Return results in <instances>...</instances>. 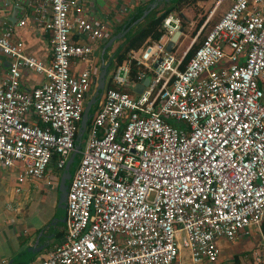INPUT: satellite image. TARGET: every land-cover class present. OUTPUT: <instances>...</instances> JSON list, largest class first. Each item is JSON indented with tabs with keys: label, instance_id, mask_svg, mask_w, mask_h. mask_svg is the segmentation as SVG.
<instances>
[{
	"label": "built area",
	"instance_id": "2783aa9c",
	"mask_svg": "<svg viewBox=\"0 0 264 264\" xmlns=\"http://www.w3.org/2000/svg\"><path fill=\"white\" fill-rule=\"evenodd\" d=\"M0 1L5 16L11 1ZM18 1L38 14H25L18 27L40 21L53 53L48 64L0 33L8 60L0 65V166L21 163L20 184L38 180L58 191L108 28L77 0ZM160 30L159 40L110 65L69 181L64 241L41 264H176L183 249L192 264H217L221 239L261 232L264 0H233L184 67L201 33L177 57L176 45L166 47L184 35L180 14L170 12ZM23 70L41 76L37 85L24 86ZM259 252L257 259L264 241Z\"/></svg>",
	"mask_w": 264,
	"mask_h": 264
},
{
	"label": "crops",
	"instance_id": "0c3cea01",
	"mask_svg": "<svg viewBox=\"0 0 264 264\" xmlns=\"http://www.w3.org/2000/svg\"><path fill=\"white\" fill-rule=\"evenodd\" d=\"M10 1L11 6L5 11V16L0 15V33L10 32V35L24 43V51L27 55L49 64L53 49L50 35L44 32L40 21L29 20L26 26L20 28L18 27L20 19L15 23L8 19L14 13V6L19 5L24 8L22 17L25 14L37 16L35 8L30 7L28 2ZM32 1L36 2L38 0ZM77 1L86 16L108 28V41L126 27L127 23L137 13V10L144 9V12L133 23L134 25L132 24L133 27L141 23L154 9L157 8L159 12H162L171 4L159 0ZM225 1L183 0L178 9L173 11L178 12L181 19L190 21L193 24L195 22L200 24L202 21V27L196 34L197 36L202 33L206 26L210 24L214 26L221 19L233 0H229L226 5ZM189 3H191V6H188ZM154 4H156L155 7L152 6ZM0 5L3 7L1 1ZM203 10L208 12V15L201 19ZM146 11L149 12L145 15ZM75 14L76 12L72 11L71 17ZM10 27H13V31H7ZM107 40L100 46L91 61V64L96 62L99 73L104 63L111 65L110 59L114 57V52L121 41H116L111 48L106 50L107 55H105L106 52H103ZM0 65L4 68L8 67V60L1 54ZM79 68H85V65L76 67V70ZM40 78L41 76L37 73L23 70V84L26 88L37 85ZM21 171V163H17L9 169L0 166V264H41V261L65 238V223L55 227L52 225L58 206V191L47 188L43 181L38 180H28L20 184L18 177ZM263 241L262 231L259 234L253 231L251 235L241 237L235 241L221 239L218 243L220 255L217 264H264V256L257 259L256 254V250L261 249ZM36 244L38 247L42 246L43 249L28 262H24L22 258H17L27 248ZM252 252L254 255L256 254V257H251ZM189 255V251L183 249L176 264H192Z\"/></svg>",
	"mask_w": 264,
	"mask_h": 264
},
{
	"label": "water",
	"instance_id": "95a60500",
	"mask_svg": "<svg viewBox=\"0 0 264 264\" xmlns=\"http://www.w3.org/2000/svg\"><path fill=\"white\" fill-rule=\"evenodd\" d=\"M159 1H164V2H175L177 0H159ZM153 7L156 6V4L152 5ZM14 13L8 17V19L12 22L15 23L17 20L21 19L23 13H24V8L17 5L13 7ZM149 11L145 12V15ZM144 15V16H145ZM144 18V17H143ZM141 20V19H140ZM134 25V24H133ZM131 25L128 28H124L120 33L114 35L109 39V41L106 43L104 46V53L106 52L107 49L111 48L113 44L116 41L121 40L126 36V34L130 31ZM182 31L177 32L175 35L172 36L171 40L169 41L167 45V51H172L174 46L176 45V42L179 40L181 36ZM110 68L109 63H104L102 66V70L100 72L99 78L97 80V87L94 92V94L91 96V98L88 100L85 110L83 112V116L80 122V128L76 137V147L74 152L71 154L64 171L61 174L60 181H59V186H58V206H57V211L56 215L52 221V225L55 227L59 224L65 223L66 221V213H67V196H68V188H69V181L71 180L73 173H72V166L77 163V155L81 153V143L83 136L87 132L88 124L92 118L93 115V107L96 105V103L99 101L100 96L102 94V90L104 88L105 84V78L108 73V70ZM151 81V76H148L143 83H140L135 89L134 92L136 94H141L144 92L146 87L150 84ZM261 231L262 235L264 237V221L261 226ZM43 248L42 246L38 247V245H33L29 248H27L24 252H22L20 255H18L17 258H22L24 262H28L36 253L41 251Z\"/></svg>",
	"mask_w": 264,
	"mask_h": 264
},
{
	"label": "trees",
	"instance_id": "16d2710c",
	"mask_svg": "<svg viewBox=\"0 0 264 264\" xmlns=\"http://www.w3.org/2000/svg\"><path fill=\"white\" fill-rule=\"evenodd\" d=\"M182 1L183 0H177L175 2H171V4H169L170 6L162 12H159L157 8L154 9L151 14H149L141 23H138L132 29H130L126 36L121 39L119 47L114 52V57L110 59L111 66L115 63L121 64L126 61L127 55L131 50H138L142 48L146 43L159 40L162 36V31L160 30V28L162 26L164 18L173 10L178 9ZM143 12L144 9L137 10V13H135L131 21L127 23L126 28L130 27L135 21H137L143 15ZM201 22L197 28L201 26ZM203 40L196 41L193 44V46L190 48L183 59L182 67H184L191 59L196 49L201 45ZM105 55H107V52L105 53ZM131 67L133 75H135L138 71V67L135 65V62L131 63Z\"/></svg>",
	"mask_w": 264,
	"mask_h": 264
},
{
	"label": "rangeland",
	"instance_id": "374dc122",
	"mask_svg": "<svg viewBox=\"0 0 264 264\" xmlns=\"http://www.w3.org/2000/svg\"><path fill=\"white\" fill-rule=\"evenodd\" d=\"M228 2H229V0H226L225 5ZM188 6H191V3H189ZM201 14H202L201 19H204L208 15V12H205V10H203V12ZM198 25H199V22H195L193 24L190 21H186V20L182 19V27H183L184 35H182V37L180 38V40L178 41V43L176 44V47H175V52L177 53V57H181L184 54V52H187L188 48L192 45V43H194L193 41L196 37V34L198 33V31L202 27V26H200L199 28H197ZM212 26H213V24L206 26V28L202 31L200 37H198V39L196 41L203 40V38L206 36V34L209 32V30L212 28ZM107 59H109V58H107ZM94 108L95 107H93L92 111H94ZM86 137H87V133L83 136L82 143H81V150L84 148V143H85ZM80 157H81V153H79L77 155V160H78L77 163L72 166V173H74V170H75V168L79 162ZM254 231H255V233L259 234L258 229H254ZM256 251H257L256 253H258L260 251V249H257ZM251 254H252L251 257H256V254L254 255L253 252ZM185 262H188V261H185Z\"/></svg>",
	"mask_w": 264,
	"mask_h": 264
}]
</instances>
